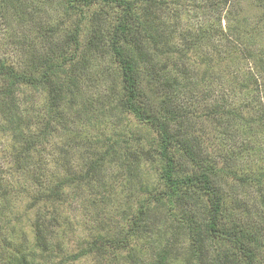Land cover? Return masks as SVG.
Wrapping results in <instances>:
<instances>
[{"label":"trees","instance_id":"1","mask_svg":"<svg viewBox=\"0 0 264 264\" xmlns=\"http://www.w3.org/2000/svg\"><path fill=\"white\" fill-rule=\"evenodd\" d=\"M175 1L0 0L3 46L22 59L16 66L0 62V126L13 138L8 161L29 172L36 156L49 157L45 148L55 128L67 134L49 148L62 171L56 180L44 188L38 174L28 173L39 188L34 205L41 211L30 244L12 243L15 226L0 209V264H71L85 257L96 264H143L144 248L150 249L148 264H264V172L240 175L235 158L246 150L225 157L197 127L199 120L213 122L229 138L238 125L250 142L264 130V107L240 115L223 97L207 102L210 80H220L213 71L220 72L215 45L220 63L250 56L241 45L248 35L243 18L230 14L228 0H217L208 8L226 9L223 31L207 20L178 31L181 12L168 10ZM254 1L261 23L264 0ZM51 6L57 16L46 22L42 13ZM250 79L241 86L258 90ZM227 80V91L235 90L237 81ZM27 89L46 94L40 128L16 100L34 103ZM73 153L80 169L68 160ZM107 167L115 170L110 183ZM147 170L151 183H143ZM67 189L77 191L74 199L83 191L95 197L80 203L84 213L121 194L136 203L122 206L116 221L98 214L97 232L64 254L46 236L61 226ZM249 189L251 198L243 196Z\"/></svg>","mask_w":264,"mask_h":264},{"label":"rangeland","instance_id":"2","mask_svg":"<svg viewBox=\"0 0 264 264\" xmlns=\"http://www.w3.org/2000/svg\"><path fill=\"white\" fill-rule=\"evenodd\" d=\"M216 1L217 0H180L178 1V3H176L175 1L174 4L170 5L168 7V10L169 13H173L176 12V8H178L179 12H181V17L176 24V29L178 31L183 30L186 27H192L196 23L204 24L206 20L208 24L212 25L213 27H219L223 31V29H225L226 22L222 19L225 16L224 14L226 13V9L216 10L212 8L211 10H209L208 8L210 4L212 6L214 5L212 2ZM228 5L229 7L233 6L230 13L231 15L238 13V15L235 16V19L239 17L243 18V23L240 26L245 29L248 35L246 39L242 41L241 45L242 48L246 47L248 49V51L250 52V56L248 57L247 55L245 57L246 59H241L243 58V56L241 58L230 56V62H227V64L225 62L220 63L218 56L220 55L221 47L219 48L217 44L215 45V60L219 63L218 65L220 68V72L217 73L216 70L218 68L213 71L215 76L219 77L220 80H210L212 85H210V91L207 92L209 93V95L207 96V102L209 104L219 102L220 97H223V103H226L227 108H233L240 115H247L254 113V111H257L258 108L264 107V65L261 64L262 59L264 58H261L260 56V54L264 55V21L258 23L259 21L254 19L257 18V15L260 16L261 14V11L255 8L254 0H228ZM55 14V7L51 6L44 8L42 17L44 21L48 22V20L52 21ZM4 22L5 21L1 15L0 62L4 61L8 63V61H14L15 64V60L17 61V59H20L19 62H21L22 59L19 53H16V51L12 49V47H4L5 45L3 46V44L7 42L5 41L6 35L2 34L3 25L1 23ZM168 22L172 23L174 21L170 18ZM14 25L15 24H12V28L14 30H17V27ZM16 33L18 35L19 33H22V31ZM212 42L214 41L212 40ZM203 49L207 50L208 48L203 47ZM230 77L237 81L238 85H234L235 90H230L228 92L226 86L227 84H229L227 83L229 81L227 80V78ZM246 77L251 78L249 80L250 82L255 81L259 84L257 86L258 90H255L254 86L251 89L244 90L245 88L241 86V84L242 82H244V78ZM224 80H226L227 82H225ZM222 83L225 84L222 85ZM198 86L201 87L202 84L199 82ZM27 91H30L33 94L34 103H31V105H29L24 102L22 98L16 100L17 102L21 103V109L24 106L25 109L28 108L31 111V117H34V121L39 127V122L45 121V118H43L44 115L42 114V110H44V104L46 103V94L44 92L36 93L31 89H27ZM84 118L85 114L83 115V119ZM1 123L2 118L0 116V125ZM197 127L198 131L202 132L204 136L215 145L214 148L219 153L221 150V154H224L225 157L226 154L229 153V150L234 151L236 154H238V149L241 152H243L244 149L246 150L238 156L239 159L235 158V165L237 163L238 165L234 168H237L239 170V174H255L259 170L264 172V130H262V133H260L261 131H257V134L259 133V135H257L256 137L257 141L250 142L244 141L246 139V136L243 133H240L241 129L238 128V125L236 129L232 131L229 138H226L221 133V128L215 127L213 122H208L207 120H199ZM51 137L52 138L50 139L49 143L46 145L48 149L45 148V153L50 152L49 157L46 159H42L36 156V162L34 164L35 166L29 168V172L19 171L13 167L15 161H13L12 163L8 161L10 154H13V152L11 151L13 138L11 137L10 133H7L4 128L0 126V178L3 179L0 188V209L3 211L2 214L4 218H8V221L12 223L11 226L13 228L15 226V229H13L12 231V243H19L21 241L28 244L31 243L32 237L34 235V222L41 213L39 206L34 205V196L36 194L34 191L38 189L37 192L39 193V188H37L35 184L31 183L29 174H38L40 176L39 178L41 183L43 184V187L46 188L47 184H49L50 182H54L56 180V176H59V174L62 173L60 168H58L55 162H53L55 159V151L53 149L49 150V148L52 146L54 147L57 144L61 143L63 140L67 139V134L63 133L62 128L57 126ZM40 148L44 149L43 147ZM37 158L40 160V162L37 160ZM68 160L70 161L72 166L76 167L77 169L82 165L78 154L73 153L69 156ZM145 168H148V166L144 165L140 168V170L142 171V169ZM138 172H136L135 177L136 175L139 176V174H137ZM150 172L151 171L148 170L142 172L143 174H146L143 179V183L152 182L153 174H150ZM114 175V169L109 167L105 168L104 177L106 179V182L110 183L111 180L113 181ZM261 186L262 191H264V182L261 184ZM43 187L40 188L44 190ZM3 190H6L7 192L5 193V195L2 192ZM67 191L69 190L67 189L65 191L63 198L65 210L64 212H59L61 226L59 229H56L52 236L51 234L46 236V238L52 242V247H56L60 253L64 254H69L70 252H72L77 244L82 241V238L87 239L90 234L97 232L95 230V224L98 214L103 215L105 221L108 223L109 221L107 220L116 221V214L117 212H119V209L122 206L127 205L128 203L132 205L136 203L134 201V198L125 199V195L121 194L110 199L107 205L101 206L102 209L96 210L90 207L87 212L85 211L86 213H84L83 209H80V203L83 204V202H90L95 197H93L91 194L88 195V192L86 191L79 192L76 195V198H79V201L77 202L76 198L74 199L73 196V193L77 191H69V195L67 194ZM245 193L246 194L243 196L250 197V194L255 193V191L249 189ZM162 214V212L160 214H154V219L158 221L162 217ZM262 218L264 220V216H262ZM259 219L260 217L256 218V216L254 215L255 221L258 222ZM87 223L89 225H86ZM153 234L154 232H151V235ZM141 246L146 247L142 244ZM149 258L150 249L144 248L142 253L143 264H148ZM95 262L96 260L94 258L85 257L71 264H96Z\"/></svg>","mask_w":264,"mask_h":264}]
</instances>
